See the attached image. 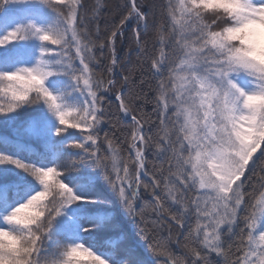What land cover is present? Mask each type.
Instances as JSON below:
<instances>
[{
	"label": "snow or ice",
	"instance_id": "obj_1",
	"mask_svg": "<svg viewBox=\"0 0 264 264\" xmlns=\"http://www.w3.org/2000/svg\"><path fill=\"white\" fill-rule=\"evenodd\" d=\"M0 264H264V0H0Z\"/></svg>",
	"mask_w": 264,
	"mask_h": 264
},
{
	"label": "trees",
	"instance_id": "obj_2",
	"mask_svg": "<svg viewBox=\"0 0 264 264\" xmlns=\"http://www.w3.org/2000/svg\"><path fill=\"white\" fill-rule=\"evenodd\" d=\"M89 2H93V0H89ZM112 2H116V0H112ZM101 24H103V21H101ZM132 59L135 60V54H133ZM150 158H151V157H150Z\"/></svg>",
	"mask_w": 264,
	"mask_h": 264
}]
</instances>
